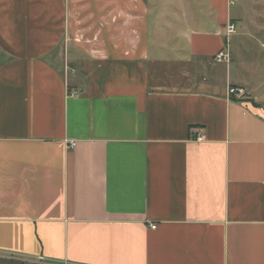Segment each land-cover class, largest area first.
Masks as SVG:
<instances>
[{
	"label": "crops",
	"instance_id": "1",
	"mask_svg": "<svg viewBox=\"0 0 264 264\" xmlns=\"http://www.w3.org/2000/svg\"><path fill=\"white\" fill-rule=\"evenodd\" d=\"M230 23L232 0H0V264H264V91Z\"/></svg>",
	"mask_w": 264,
	"mask_h": 264
},
{
	"label": "rangeland",
	"instance_id": "2",
	"mask_svg": "<svg viewBox=\"0 0 264 264\" xmlns=\"http://www.w3.org/2000/svg\"><path fill=\"white\" fill-rule=\"evenodd\" d=\"M232 15L237 34L231 37V51L238 57L246 44L245 72L264 91V0H232Z\"/></svg>",
	"mask_w": 264,
	"mask_h": 264
},
{
	"label": "built area",
	"instance_id": "3",
	"mask_svg": "<svg viewBox=\"0 0 264 264\" xmlns=\"http://www.w3.org/2000/svg\"><path fill=\"white\" fill-rule=\"evenodd\" d=\"M237 32L236 24L235 23H230L228 25V34L233 35ZM231 58V52L229 47L226 49L222 50L216 55V60L220 62H229ZM229 96L236 97L238 99H242L245 97V92L243 89L238 88V87H230L229 88ZM198 140H203V137L201 135L198 136ZM72 147L76 146L75 142L71 143ZM157 225H152V229H156Z\"/></svg>",
	"mask_w": 264,
	"mask_h": 264
}]
</instances>
